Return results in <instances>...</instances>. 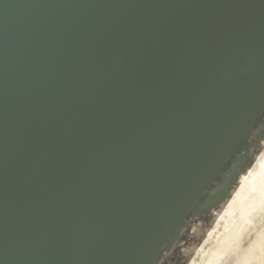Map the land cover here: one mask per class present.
Returning a JSON list of instances; mask_svg holds the SVG:
<instances>
[{
    "label": "water",
    "instance_id": "water-1",
    "mask_svg": "<svg viewBox=\"0 0 264 264\" xmlns=\"http://www.w3.org/2000/svg\"><path fill=\"white\" fill-rule=\"evenodd\" d=\"M262 142L264 0H0V264H167Z\"/></svg>",
    "mask_w": 264,
    "mask_h": 264
},
{
    "label": "rangeland",
    "instance_id": "rangeland-1",
    "mask_svg": "<svg viewBox=\"0 0 264 264\" xmlns=\"http://www.w3.org/2000/svg\"><path fill=\"white\" fill-rule=\"evenodd\" d=\"M218 215L207 225L197 221L179 242L180 258L167 264H264V181L247 186L228 212Z\"/></svg>",
    "mask_w": 264,
    "mask_h": 264
},
{
    "label": "bare ground",
    "instance_id": "bare-ground-1",
    "mask_svg": "<svg viewBox=\"0 0 264 264\" xmlns=\"http://www.w3.org/2000/svg\"><path fill=\"white\" fill-rule=\"evenodd\" d=\"M263 175V176H262ZM262 176V178H260ZM264 181V153L259 157V159L256 160L255 165L253 168H251L247 173L242 175L240 179V186L235 192L233 198L229 202L228 206L219 214L218 219L221 218L225 213L228 212V210L231 208V206L234 204V201L238 200L239 197H241L243 190L247 186L252 185H260ZM217 219V220H218Z\"/></svg>",
    "mask_w": 264,
    "mask_h": 264
}]
</instances>
